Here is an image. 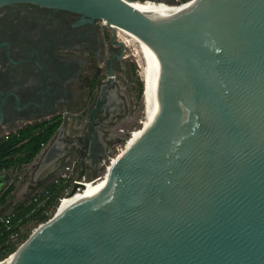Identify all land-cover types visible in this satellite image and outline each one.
I'll return each instance as SVG.
<instances>
[{
    "label": "water",
    "instance_id": "1",
    "mask_svg": "<svg viewBox=\"0 0 264 264\" xmlns=\"http://www.w3.org/2000/svg\"><path fill=\"white\" fill-rule=\"evenodd\" d=\"M32 1L102 18L143 44L159 104L106 184L56 210L7 264H264V0H169L193 4L165 16L137 0ZM62 135L60 125L37 155L44 167L68 154ZM88 159L66 195L100 177H86ZM9 179L0 172V191Z\"/></svg>",
    "mask_w": 264,
    "mask_h": 264
},
{
    "label": "flooded vegetation",
    "instance_id": "2",
    "mask_svg": "<svg viewBox=\"0 0 264 264\" xmlns=\"http://www.w3.org/2000/svg\"><path fill=\"white\" fill-rule=\"evenodd\" d=\"M124 39L120 28L102 18L32 0L1 2L0 137L59 119L60 144H69V152L55 165L87 153L86 177L94 175L97 159L108 152L102 126L121 108L115 75L125 56Z\"/></svg>",
    "mask_w": 264,
    "mask_h": 264
},
{
    "label": "trees",
    "instance_id": "3",
    "mask_svg": "<svg viewBox=\"0 0 264 264\" xmlns=\"http://www.w3.org/2000/svg\"><path fill=\"white\" fill-rule=\"evenodd\" d=\"M188 0H175L176 3ZM139 95L143 92V82L139 81ZM59 119H47L37 124H29L0 137V172H11V180L0 192V205L8 206L17 187L23 168L30 165L59 128ZM43 144V145H42ZM68 181L50 178L41 187L12 207L13 216L8 223L0 221V260L8 257L24 241L32 229L45 222L56 210L59 198L63 195ZM21 226L27 231L19 239L10 235Z\"/></svg>",
    "mask_w": 264,
    "mask_h": 264
},
{
    "label": "rangeland",
    "instance_id": "4",
    "mask_svg": "<svg viewBox=\"0 0 264 264\" xmlns=\"http://www.w3.org/2000/svg\"><path fill=\"white\" fill-rule=\"evenodd\" d=\"M155 3L167 4L164 1H156ZM124 37L128 40L124 52L125 56L122 59L120 70L115 75L119 97L123 100V112L116 114L111 121L102 126L105 131V138L108 140L107 151L111 159L109 162H104L103 166L97 170V175H101L98 180L99 182L108 178L116 161V156L138 136L146 123L144 80L145 76H147L148 66L143 58L144 53L139 42L127 35H124ZM139 81L143 82V92L141 95L138 93ZM126 133H131L130 137H127ZM71 160L75 162L71 176L76 178L79 173V159L73 160L71 158ZM93 176L91 175L87 178L90 179ZM84 194L86 193L83 192L81 196ZM14 205L12 204V207Z\"/></svg>",
    "mask_w": 264,
    "mask_h": 264
},
{
    "label": "bare ground",
    "instance_id": "5",
    "mask_svg": "<svg viewBox=\"0 0 264 264\" xmlns=\"http://www.w3.org/2000/svg\"><path fill=\"white\" fill-rule=\"evenodd\" d=\"M130 4L135 6L142 13L149 14V15H156V16H158V15L165 16V15L175 14V13H177V12H179V11L189 7V6H191L193 4V2L189 3V4L178 5L177 6V5H173V4H170V3L163 4V3L145 2V1L142 2V1L137 0V1H132V3H130ZM111 26H114V25H111ZM120 32H122L123 35L129 36L121 28H120ZM125 41L127 42L128 40L126 39ZM137 42H139V41H137ZM139 44L142 47V50H143V53H144V57L143 58L145 59L146 64L148 66L147 76H145L146 78L144 80L145 81V85H144V87H145L144 105H145V113H146V123H145L144 127H146L151 122V120L154 118L155 112H156L158 104H159V101L157 99V90H156V87H157L156 83H157V78H158V73L159 72H158L156 58L154 57L152 52L149 49H147L140 42H139ZM99 178H97V179H95L93 181L85 180V182H90V184L87 185V186L83 185V187H84L83 190L79 189L73 195H70V196H68V195L62 196L61 200L59 201V203L57 205V213L59 214V213L65 211L67 208L73 206L74 204H76V203H78V202H80V201H82V200L94 195L96 192H98L106 184L107 179H108L107 178L106 180H103V181L99 182L98 181ZM83 192H85L86 194L81 196L83 194ZM11 258L12 257L7 258L6 260L3 261L2 264L9 263L11 261Z\"/></svg>",
    "mask_w": 264,
    "mask_h": 264
},
{
    "label": "crops",
    "instance_id": "6",
    "mask_svg": "<svg viewBox=\"0 0 264 264\" xmlns=\"http://www.w3.org/2000/svg\"><path fill=\"white\" fill-rule=\"evenodd\" d=\"M66 160H64V161H66ZM56 163H54L53 165H50V166L46 165L44 167V165L42 164L41 156H39V157L37 156L35 158V160L30 165L25 166L23 168L22 173L20 174V179L18 180L17 187L14 190V192H13V194L9 200V205L7 207L4 205H1L0 212L4 213V212L8 211L9 209L12 208V204L17 205V204L21 203L25 198L30 196L33 191H35L36 189L41 187V185H43V183H45L48 179H50L53 176V174H55V172L59 168H61L62 164L57 166V165H55ZM54 170H56V171H54ZM2 172H4V171H2ZM8 173L10 175V179H9V181H10L12 174H11V172H8ZM9 181L7 182V184L9 183Z\"/></svg>",
    "mask_w": 264,
    "mask_h": 264
},
{
    "label": "built area",
    "instance_id": "7",
    "mask_svg": "<svg viewBox=\"0 0 264 264\" xmlns=\"http://www.w3.org/2000/svg\"><path fill=\"white\" fill-rule=\"evenodd\" d=\"M9 133H6V134H4L3 136L4 137H7V135H8ZM43 145V144H42ZM45 147V146H44ZM43 147V148H44ZM74 161H72L71 159H67L66 160V162L64 163V164H62V166H61V168H59L56 172H55V174H53V176L51 177L55 182L58 180V179H64L65 181H68L69 182V185L67 186V188H65V190H64V193H63V195H66L67 193H69L70 192V190H71V188H72V185H73V182H75V180H76V178L75 177H72L71 175H72V173H73V169H74ZM100 177H101V175H100ZM20 179V177L18 178V180ZM18 183V182H17ZM37 190V189H36ZM35 190V191H36ZM34 192V191H33ZM32 192V193H33ZM62 195V196H63ZM61 196V197H62ZM61 197L59 198V200H58V203H59V201L61 200ZM0 207H1V205H0ZM56 210H57V207H56ZM55 212L56 211H54L52 214H51V216L50 217H52L54 214H55ZM12 216H13V213H12V208L11 209H9L8 211H6V212H4V213H2V212H0V221H4L5 223H8L9 222V220H10V218H12ZM49 217V218H50ZM48 218V219H49ZM36 227H34L33 229H32V231L35 229ZM27 231V227L26 226H21L18 230H15L14 232H12L11 233V235H10V238L11 239H19L20 238V236L23 234V233H25ZM23 242V241H22ZM22 242H20L19 243V245L22 243ZM18 245V246H19ZM10 255H8V257H9ZM8 257H6V258H4V259H2V260H0V264H2L3 263V261L4 260H6Z\"/></svg>",
    "mask_w": 264,
    "mask_h": 264
}]
</instances>
